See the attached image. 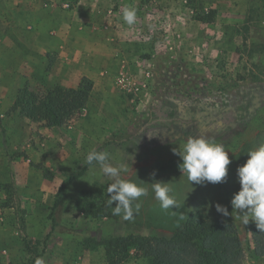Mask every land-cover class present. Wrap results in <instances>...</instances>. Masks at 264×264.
I'll return each mask as SVG.
<instances>
[{"label": "rangeland", "instance_id": "rangeland-1", "mask_svg": "<svg viewBox=\"0 0 264 264\" xmlns=\"http://www.w3.org/2000/svg\"><path fill=\"white\" fill-rule=\"evenodd\" d=\"M78 2L0 0V264L40 257L45 264H108L103 246L85 247L88 238L135 234L155 248L171 233L149 216L161 209L153 182L169 183L188 211L206 209L233 228L242 245L239 264H264V232L252 221L245 225L230 203L240 190L238 167L264 145V0H164L165 11L158 0H131L133 25L123 21L122 6L113 8L116 17L105 15L124 31H99L89 14L71 33L72 18L64 14ZM46 9L58 14L52 25ZM85 77L96 87L61 125L16 109L29 92L76 87ZM189 136L224 146L231 161L224 182L190 183L182 174L173 149ZM92 150L107 152L109 164L127 168L120 178L148 190L133 218L113 215V180L85 162ZM91 204H103L110 217L86 216L82 209ZM116 260L149 264L136 247Z\"/></svg>", "mask_w": 264, "mask_h": 264}, {"label": "trees", "instance_id": "trees-1", "mask_svg": "<svg viewBox=\"0 0 264 264\" xmlns=\"http://www.w3.org/2000/svg\"><path fill=\"white\" fill-rule=\"evenodd\" d=\"M92 89L93 82L83 78L77 88L59 87L41 95L29 92L18 98L15 106L23 116L34 118L37 113L49 118L54 125H61L75 110L85 106ZM68 184L69 181L62 184L56 202L65 193ZM82 211L93 218L110 217L103 204L87 205ZM172 211L183 213L184 219ZM149 216L155 226L171 233L169 238L156 239L155 248L151 238L135 234L103 241L88 238L85 247L93 249L103 246L108 264H119V258L115 259L127 256L132 247L140 250L149 264H239L243 257L237 232L220 218L212 220L206 209L188 211L186 206L179 205V209L172 207L169 211L153 209Z\"/></svg>", "mask_w": 264, "mask_h": 264}, {"label": "clouds", "instance_id": "clouds-1", "mask_svg": "<svg viewBox=\"0 0 264 264\" xmlns=\"http://www.w3.org/2000/svg\"><path fill=\"white\" fill-rule=\"evenodd\" d=\"M123 21L133 25L136 21L135 9L124 7ZM173 152L182 160L178 167L190 183L218 184L225 181L231 161L222 144L203 136H189L179 149L175 148ZM247 155L249 158L246 163L237 169L240 190L233 194L230 203L233 213H236L245 225L252 221L260 232H264V145L250 150ZM108 159L107 152L92 150L88 152L85 162L88 165L99 164L102 174L113 180L107 188L108 206L112 207L113 215H122L126 220L131 219L140 211V204L136 201L146 196L148 190L137 183L120 178V173L127 171V168L123 164L114 167L108 163ZM168 185L169 183L164 182L151 183L155 199L159 201L160 208L164 211H169L172 207L179 209L177 201L170 195L171 189ZM215 208L218 213L229 215L227 207L216 204ZM173 214L184 219V214L179 211ZM35 264H45L44 258H37Z\"/></svg>", "mask_w": 264, "mask_h": 264}, {"label": "crops", "instance_id": "crops-1", "mask_svg": "<svg viewBox=\"0 0 264 264\" xmlns=\"http://www.w3.org/2000/svg\"><path fill=\"white\" fill-rule=\"evenodd\" d=\"M58 2H61L62 0H56ZM119 0H79L78 5L76 6V8L72 11L69 12L68 14L65 13L64 16L69 17V21H70V17L72 18V23H70L69 25V32H73V30L75 31V29L80 25V22L83 21L85 19L86 16H88L89 14L93 15V18H95L96 22L98 23L97 26L99 27V31H110L111 33H119L121 31H124L126 29V25L122 24L120 22H117V18H106V12L108 11L109 13H112V15L114 17H116L118 14L116 12L113 11V8L115 6H122L123 8L121 10L124 9V7H130V3L131 0H123L124 2L118 3ZM161 1V2H159ZM158 2L160 3L161 7H163V11L164 10V0H158ZM122 4V5H120ZM149 8H152V6L149 4V2L145 5ZM158 6V4L156 5ZM112 8V9H111ZM105 16V17H104ZM46 17L49 19L51 25H52V20L53 19H58V14L56 12H53L52 9H50L48 11V9H46ZM62 19V18H61ZM106 21H110L109 24H106ZM71 22V21H70ZM105 26V27H102ZM46 25H42L41 28L45 29ZM60 27H62V25H60ZM108 28V29H105ZM81 29V27H80ZM79 32V29H78ZM69 35H72L70 33H68ZM70 36H66V41H65V45L66 46H70L69 39ZM117 39V36H116ZM73 40V39H71ZM117 44V42H116ZM115 44V46H116ZM123 46V45H122ZM88 78V77H85ZM83 78H81L82 80ZM90 79V78H88ZM81 80L79 81V83L77 84L76 87H70V88H77L79 86V84L81 83ZM92 82L93 80L90 79ZM95 85L93 82V89L92 91L95 89ZM92 93V92H91ZM121 236H127V235H121ZM255 250H259L258 247H255ZM104 249V248H103ZM105 250V249H104ZM260 250H259V254H260ZM258 255V254H257ZM264 254H260L259 257H263ZM108 262V261H107Z\"/></svg>", "mask_w": 264, "mask_h": 264}]
</instances>
